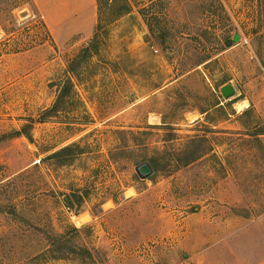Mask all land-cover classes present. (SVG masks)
<instances>
[{
  "label": "rangeland",
  "instance_id": "1",
  "mask_svg": "<svg viewBox=\"0 0 264 264\" xmlns=\"http://www.w3.org/2000/svg\"><path fill=\"white\" fill-rule=\"evenodd\" d=\"M91 8L0 0V264H264V0Z\"/></svg>",
  "mask_w": 264,
  "mask_h": 264
},
{
  "label": "crops",
  "instance_id": "2",
  "mask_svg": "<svg viewBox=\"0 0 264 264\" xmlns=\"http://www.w3.org/2000/svg\"><path fill=\"white\" fill-rule=\"evenodd\" d=\"M35 3L38 5V8L48 17V20L52 22V25L55 23L56 20H59L58 23L54 24V27L57 28L55 30H59L61 33H67L68 31H71L74 34H80V33H87L89 34L93 15L91 13L92 6L94 4V1L96 0H89V5L84 6L83 9H81V12H79V15L77 18L73 19L75 14H78V10L76 9V5L71 6V3H73V0H34ZM82 1V0H81ZM49 10V11H48ZM93 12V11H92ZM64 13V14H63ZM75 13V14H74ZM65 15V17H61V15ZM97 14V13H96ZM72 20L71 22H74L73 20H79V24L77 25L76 29L79 30H71V25L67 23V21ZM60 24V26H58ZM58 26V27H57ZM70 35V34H68ZM263 224V223H262Z\"/></svg>",
  "mask_w": 264,
  "mask_h": 264
},
{
  "label": "trees",
  "instance_id": "3",
  "mask_svg": "<svg viewBox=\"0 0 264 264\" xmlns=\"http://www.w3.org/2000/svg\"><path fill=\"white\" fill-rule=\"evenodd\" d=\"M95 31V30H94ZM230 45V42H227V46H229ZM81 56L83 57V59H86V58H90L91 56H92V51L90 50V49H86V50H84V52H82V54H81ZM77 65V64H76ZM76 65H74V64H72L71 66H70V70L72 71V72H74L75 70H76ZM79 65V64H78ZM70 85L71 86H69V87H67V88H64V89H62V91L60 92V94H59V97H58V99H57V102H56V104H55V106H54V108L51 110V111H55V110H57V108L58 107H61V104L64 102V100L69 96V93H71V90L73 89V85H72V83H70ZM190 144H192V146H196V145H198V144H201V143H198V142H196V141H194V140H192L191 142H190ZM190 144L188 145V146H190ZM73 147H67V148H64L63 150H61V152H59L58 154H56L55 156L56 157H58V156H65L66 155V157H67V160H64L63 162H62V165H66V164H68L70 161H71V159H72V157H74L73 156ZM202 151H204V150H202ZM204 155V152H201L200 150H195V151H193L192 153H191V155H190V157H188L186 160H184L183 162H182V165H184V166H187V165H189V164H191V163H193L194 161H196L197 159H199V158H201L202 156ZM149 164H150V166L151 165H153L154 167H156L157 166V163H156V161L155 160H150L149 161ZM152 167V166H151Z\"/></svg>",
  "mask_w": 264,
  "mask_h": 264
},
{
  "label": "water",
  "instance_id": "4",
  "mask_svg": "<svg viewBox=\"0 0 264 264\" xmlns=\"http://www.w3.org/2000/svg\"><path fill=\"white\" fill-rule=\"evenodd\" d=\"M239 40V36L234 38V42ZM221 94L225 99H230L234 95V90L230 85H225L221 89ZM137 175L141 180H146L153 174V169L149 163H144L136 169Z\"/></svg>",
  "mask_w": 264,
  "mask_h": 264
},
{
  "label": "bare ground",
  "instance_id": "5",
  "mask_svg": "<svg viewBox=\"0 0 264 264\" xmlns=\"http://www.w3.org/2000/svg\"><path fill=\"white\" fill-rule=\"evenodd\" d=\"M239 105V104H238ZM237 106V105H236ZM238 107V106H237Z\"/></svg>",
  "mask_w": 264,
  "mask_h": 264
}]
</instances>
